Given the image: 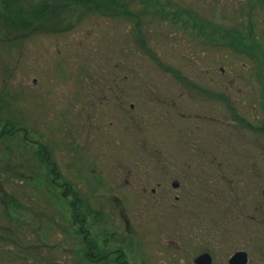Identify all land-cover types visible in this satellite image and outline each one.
<instances>
[{
  "label": "rangeland",
  "instance_id": "obj_1",
  "mask_svg": "<svg viewBox=\"0 0 264 264\" xmlns=\"http://www.w3.org/2000/svg\"><path fill=\"white\" fill-rule=\"evenodd\" d=\"M142 1L57 33L0 10V264H264V0Z\"/></svg>",
  "mask_w": 264,
  "mask_h": 264
},
{
  "label": "trees",
  "instance_id": "obj_2",
  "mask_svg": "<svg viewBox=\"0 0 264 264\" xmlns=\"http://www.w3.org/2000/svg\"><path fill=\"white\" fill-rule=\"evenodd\" d=\"M76 1H77L76 3L78 4L62 6L60 0H58V2L56 3L55 0H49L48 3L47 2L33 3L31 5L27 3L26 4L23 3L24 1L22 0H0V10H2L4 14H6V16L4 15V18H2V20L5 19V22H7L6 24H8L11 28H13L16 31L22 32V31L30 30V31H41L47 33H57L64 31V29H62V26L64 25V21L62 18L64 16H67V14L73 15L76 7H79V4L82 3L83 4L81 5V7H84L85 13L101 12L102 14H107V13L118 14L121 8L124 7L127 9L124 11V13H126L125 15L128 17L132 16L136 18L138 15L142 16V14H145L144 12L137 13L131 10L132 5L137 0H76ZM139 1L143 2L142 0ZM153 1L156 3V0H148L149 3L148 5H152V3H154ZM63 9H69V10L65 11ZM175 19H177V16H175ZM140 29L141 28L139 27L138 30L140 31ZM227 33H228L227 35L231 37L232 43L234 44L233 49L241 50L243 48L242 43H244L243 41L244 38L242 36L244 35L241 32H239V30L236 31L228 30ZM139 37H140L139 40L143 45L144 38L142 37L141 34H139ZM173 73L176 75V77L182 78V75L179 72L173 71ZM8 126L10 128L16 127L15 123H10L9 121H6L5 128ZM44 162L50 166L49 162H51V160L45 159ZM13 204L15 205V202ZM71 205L74 209H76V213L74 215V221L76 224L80 226L79 233L80 234L86 233L85 230L83 229L86 218L82 210L83 203L80 202V198H78L77 195L75 196V199ZM7 210L8 209L6 208L5 209L6 213L8 212Z\"/></svg>",
  "mask_w": 264,
  "mask_h": 264
},
{
  "label": "flooded vegetation",
  "instance_id": "obj_3",
  "mask_svg": "<svg viewBox=\"0 0 264 264\" xmlns=\"http://www.w3.org/2000/svg\"><path fill=\"white\" fill-rule=\"evenodd\" d=\"M197 15L198 14H193L192 16V18H191V20L195 23V22H198V17H197ZM190 16H191V14H190ZM180 18H182V16L181 15H178L177 16V19H175V20H178V19H180ZM207 94L208 95H210L211 97H214V95L213 94H211V93H209V92H207ZM215 98V97H214ZM173 106H175L174 108H175V110H176V113H178L179 111H178V104L176 103H173L172 104ZM171 105V106H172ZM131 108H133V105H131ZM176 115H178V116H180V117H183V115H180L179 113L178 114H176ZM243 123H246V124H249L248 122H243ZM206 155H208L210 158H216V156H215V154H207V153H204V156H206ZM49 159H50V157H49ZM52 171H54L55 170V163H52ZM55 182V181H54ZM174 183H178V182H173L172 183V187L174 188V189H178L179 188V183H178V187L177 188H175L174 186H173V184ZM158 187H160V184H158ZM156 192H157V190H152V193L153 194H156ZM175 199H176V201H178L179 199H180V197L179 196H175ZM201 203V202H200ZM220 207H222V208H227V205H225V206H222V205H220ZM229 207V206H228ZM197 214H199V213H197ZM259 218H260V216L258 217V216H256V218L255 219H258L259 220ZM261 222V221H260ZM86 223V218H85V222H84V224ZM258 225V224H257ZM86 233H85V236H84V240H86V234L88 235V230H86L85 231ZM87 243V246H88V252L86 253V256H87V259L89 260V261H91V262H93V263H100V262H102V261H107L108 259H109V256H110V254H116V258H115V261L116 262H121V264H124L125 263V260H123V261H120V259L121 258H123L124 256H123V251L121 252V250L120 249H117V250H114V251H110V252H107V253H105V252H102L101 251V249H99L98 248V245L94 242V241H88V242H86ZM237 252H241V251H237ZM243 252H245V251H243ZM236 253V252H235ZM234 253V254H235ZM203 254H209V256L211 257V260H212V264H214L215 263V261H214V258H213V256H212V254L211 253H209L207 250H202V251H200V252H198V253H196V255L193 257V259H192V262H193V264H195V260L199 257V256H201V255H203ZM233 254V255H234ZM232 255V256H233ZM231 256V257H232ZM96 257V258H95ZM230 257V258H231ZM230 258L228 259V264H229V260H230ZM248 264H249V257H248Z\"/></svg>",
  "mask_w": 264,
  "mask_h": 264
},
{
  "label": "water",
  "instance_id": "obj_4",
  "mask_svg": "<svg viewBox=\"0 0 264 264\" xmlns=\"http://www.w3.org/2000/svg\"><path fill=\"white\" fill-rule=\"evenodd\" d=\"M175 188L178 187V183H174ZM195 264H212L209 254H203L195 260ZM229 264H248V254L246 252H236L229 260Z\"/></svg>",
  "mask_w": 264,
  "mask_h": 264
}]
</instances>
